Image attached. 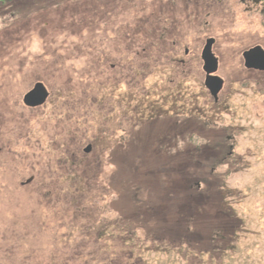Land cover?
<instances>
[{"label": "rangeland", "instance_id": "obj_1", "mask_svg": "<svg viewBox=\"0 0 264 264\" xmlns=\"http://www.w3.org/2000/svg\"><path fill=\"white\" fill-rule=\"evenodd\" d=\"M190 1L0 5V264H264V16Z\"/></svg>", "mask_w": 264, "mask_h": 264}, {"label": "water", "instance_id": "obj_2", "mask_svg": "<svg viewBox=\"0 0 264 264\" xmlns=\"http://www.w3.org/2000/svg\"><path fill=\"white\" fill-rule=\"evenodd\" d=\"M216 40L214 38L209 39L203 49L202 59L204 61V72L206 74L205 87L210 92L211 96L216 102L219 101L220 94L224 90L225 80L218 76L220 69V61L214 53V46ZM245 61V67L248 70L264 72V48L262 46H256L249 51H246L243 55ZM50 98V92L48 88L41 82L37 83L33 90H31L24 97V104L29 108H38L44 106ZM91 147L86 149L87 153H90ZM33 179H30L25 184L32 183Z\"/></svg>", "mask_w": 264, "mask_h": 264}, {"label": "flooded vegetation", "instance_id": "obj_3", "mask_svg": "<svg viewBox=\"0 0 264 264\" xmlns=\"http://www.w3.org/2000/svg\"><path fill=\"white\" fill-rule=\"evenodd\" d=\"M215 2V4L217 6H211L208 5L210 3L207 4V0H203L202 2L204 3V8L205 10L209 9L207 11L206 16L210 17L212 15H216V16H229L232 14L233 10L235 8V3L237 2V0H213ZM194 3L193 0L190 1V3ZM234 3V5H233ZM240 4L241 6L244 8L245 14L247 15H262L264 16V0H240ZM214 7V8H213ZM211 39V38H209ZM207 39V41L209 40ZM256 46H260V45H256ZM254 46V47H256ZM254 47H250L249 49H247L246 51L251 50ZM263 47V46H262ZM264 48V47H263ZM244 51V53L246 52ZM243 53V55H244ZM188 54V52L186 51V55ZM244 58V57H243ZM181 62H185L183 60H181ZM245 62V61H244ZM39 83V82H38ZM37 84V83H36ZM35 84V85H36ZM35 87V86H34ZM34 89V88H33ZM32 89V90H33ZM30 92V91H29ZM28 92V93H29ZM27 93V94H28ZM26 94V95H27ZM25 95V96H26ZM24 96V97H25ZM24 102V99H23ZM25 105V104H24ZM27 107V106H26ZM29 108V107H28ZM39 108V107H38ZM30 109H35V108H30Z\"/></svg>", "mask_w": 264, "mask_h": 264}, {"label": "trees", "instance_id": "obj_4", "mask_svg": "<svg viewBox=\"0 0 264 264\" xmlns=\"http://www.w3.org/2000/svg\"><path fill=\"white\" fill-rule=\"evenodd\" d=\"M12 1H15V0H0V5H6L7 3H10ZM146 109H148V108H146Z\"/></svg>", "mask_w": 264, "mask_h": 264}]
</instances>
